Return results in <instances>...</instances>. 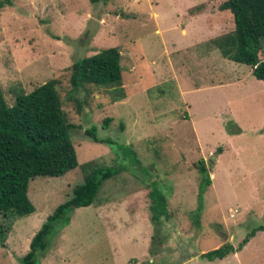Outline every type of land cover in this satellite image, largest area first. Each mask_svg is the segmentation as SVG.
I'll return each instance as SVG.
<instances>
[{
  "label": "rangeland",
  "instance_id": "1",
  "mask_svg": "<svg viewBox=\"0 0 264 264\" xmlns=\"http://www.w3.org/2000/svg\"><path fill=\"white\" fill-rule=\"evenodd\" d=\"M221 2L12 0L0 8V88L6 103L56 79L62 109L74 125L78 164L123 167L103 184L95 205L73 209L69 223L48 235L39 264H182L189 258L197 260L188 264H264V231L222 260L200 258L219 244L238 248L264 224V82L200 36L204 15L209 24H221ZM200 14L196 31L183 37L181 29L188 30L189 19ZM223 24L215 38L233 30ZM112 47L121 54L125 99L112 102L107 89L86 86L77 112L66 99L71 65ZM259 58L264 60V40ZM105 118L111 121L102 130ZM92 124L99 137L128 145L138 164L114 145L85 140ZM201 160L211 184L194 224L201 183L194 166ZM151 180L166 196L169 213L155 242L148 219ZM82 181L79 167L30 181L35 212L0 215V264H20L32 236Z\"/></svg>",
  "mask_w": 264,
  "mask_h": 264
},
{
  "label": "trees",
  "instance_id": "2",
  "mask_svg": "<svg viewBox=\"0 0 264 264\" xmlns=\"http://www.w3.org/2000/svg\"><path fill=\"white\" fill-rule=\"evenodd\" d=\"M88 1L94 4L106 3L108 0ZM5 6H12V0H0V8ZM195 8L197 12L202 6ZM219 13L222 21L233 25V30L212 39L214 47L225 59L250 67L252 76L264 82V60L259 58L264 40V0H222ZM69 85L66 99L76 105L77 112L83 109L78 95L86 86L107 89L112 102L124 100L119 50L115 47L102 49L73 62ZM57 87L58 81L51 79L30 93L17 96L11 106L6 103L0 88V215L12 214L22 218L35 212L28 197L29 183L35 178L61 177L77 167L83 174L82 183L73 188L69 199L59 204L32 236L20 264H39L38 254L46 250L48 235L57 226L69 223V212L73 209L95 205L103 184L118 176L123 169L122 166H101L94 161L78 164L71 140L74 125L62 109ZM110 121L111 118L103 120L102 130L107 129ZM84 139L110 147L114 145L125 158L138 164L136 153L128 145L116 143L109 137H99L96 125L92 124L84 130ZM220 152L221 148H218L217 154ZM194 168L201 175L197 214L193 215L194 224H198L203 193L210 186L211 179L203 160L195 164ZM157 185V181L151 180L147 193L150 200L148 219L156 235L152 237V242L159 237L162 221L169 218L167 198ZM263 231L264 224L248 232L238 248L224 243L202 253L200 258L207 261L222 260L247 244L257 232Z\"/></svg>",
  "mask_w": 264,
  "mask_h": 264
},
{
  "label": "crops",
  "instance_id": "3",
  "mask_svg": "<svg viewBox=\"0 0 264 264\" xmlns=\"http://www.w3.org/2000/svg\"><path fill=\"white\" fill-rule=\"evenodd\" d=\"M220 14V13H219ZM201 17H202V14H200V15H196V16H194L193 17V19H189V23H188V30L187 29H181V35L183 36V37H187V33H189L190 32V30L192 31V32H194V31H196L195 29H194V27L196 28L197 27V25H196V22H198L200 19H201ZM204 18H205V22H204V25H203V28H202V32H201V37L202 36H204L203 38H202V40H212V39H214L215 38V36H217L218 35V31L219 30H221L222 28H223V21H222V18L220 19V23L221 24H209L208 22H207V19H206V15H204ZM231 26L233 27V25L231 24ZM199 40V37L197 36V37H195L194 39H192V41H193V44H195L197 41ZM196 41V42H195ZM257 233H260V232H257ZM256 233V234H257ZM9 239V238H8ZM7 239V240H8ZM8 242V241H7ZM222 244H219L218 246H215L214 248H216V247H220ZM194 260H197V259H195V258H189V259H187L185 262H183L182 264H188V263H190L191 261H194Z\"/></svg>",
  "mask_w": 264,
  "mask_h": 264
},
{
  "label": "built area",
  "instance_id": "4",
  "mask_svg": "<svg viewBox=\"0 0 264 264\" xmlns=\"http://www.w3.org/2000/svg\"><path fill=\"white\" fill-rule=\"evenodd\" d=\"M236 214H237V211H236V210H234V211H229V216H230V218H234Z\"/></svg>",
  "mask_w": 264,
  "mask_h": 264
}]
</instances>
